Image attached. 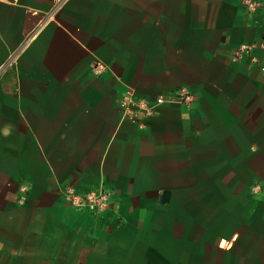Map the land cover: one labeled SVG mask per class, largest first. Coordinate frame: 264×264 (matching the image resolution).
<instances>
[{
    "label": "crops",
    "instance_id": "0c3cea01",
    "mask_svg": "<svg viewBox=\"0 0 264 264\" xmlns=\"http://www.w3.org/2000/svg\"><path fill=\"white\" fill-rule=\"evenodd\" d=\"M241 1L0 0V264H264V0ZM178 86L142 127L115 102ZM100 184L102 215L65 203Z\"/></svg>",
    "mask_w": 264,
    "mask_h": 264
},
{
    "label": "built area",
    "instance_id": "2783aa9c",
    "mask_svg": "<svg viewBox=\"0 0 264 264\" xmlns=\"http://www.w3.org/2000/svg\"><path fill=\"white\" fill-rule=\"evenodd\" d=\"M241 6L251 15H256L261 4L255 0H242ZM257 48L264 50V34L256 43ZM252 47L241 46L232 53L237 57L240 53L251 52ZM106 71V66L101 62H95L91 67V73L102 76ZM194 93L186 86H178L165 94H157L153 98L141 97L131 87H124L116 95V105L121 117L138 123L142 127L140 117H152L157 115L164 105H177L188 108L193 102ZM260 185L255 184L253 191L258 192ZM112 192L103 184L97 188L84 193H76L72 186L65 188V203L76 210L90 213L95 216L107 212L110 207Z\"/></svg>",
    "mask_w": 264,
    "mask_h": 264
}]
</instances>
